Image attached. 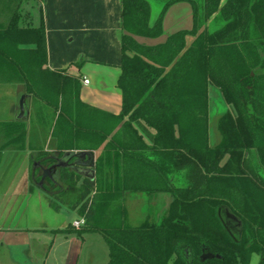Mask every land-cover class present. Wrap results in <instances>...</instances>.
I'll return each mask as SVG.
<instances>
[{
    "label": "trees",
    "instance_id": "obj_1",
    "mask_svg": "<svg viewBox=\"0 0 264 264\" xmlns=\"http://www.w3.org/2000/svg\"><path fill=\"white\" fill-rule=\"evenodd\" d=\"M13 1L0 24V85L22 84L51 109L57 157L98 151L93 179L60 169L58 182L76 191L68 207L84 220L78 232L103 237L107 264H250L254 254L264 264V0H160L153 22L147 0H121L118 115L83 103L76 79L46 68L43 23L19 26L24 0ZM177 3L191 6L190 30L151 45L135 39L160 37ZM217 12L225 24L208 32L204 23ZM209 86L230 107L214 146ZM26 132L22 121L0 123V150L23 149ZM125 193L169 197L163 219L129 226Z\"/></svg>",
    "mask_w": 264,
    "mask_h": 264
},
{
    "label": "crops",
    "instance_id": "obj_2",
    "mask_svg": "<svg viewBox=\"0 0 264 264\" xmlns=\"http://www.w3.org/2000/svg\"><path fill=\"white\" fill-rule=\"evenodd\" d=\"M4 1L0 0V24L5 23L8 16V9H5L7 0ZM13 2L17 3V0ZM36 2L40 6L38 25L42 22L45 29L46 68L62 71L76 79L80 83L79 97L83 103L118 115L121 110V93L116 85L121 72V0ZM147 2L156 4V8L161 10L160 0ZM152 9L151 4L150 15ZM23 16L20 12L19 26H38L30 24L28 13L25 14L27 20H23ZM150 21L153 22L152 15ZM217 23L219 20L211 17L205 21L204 27L210 31ZM191 27L190 5L177 3L165 13L160 37L137 39H144L142 44H150L149 41L156 44L176 31ZM109 76L110 81L106 78ZM84 79L88 80V84L83 83ZM91 79H96V83L92 84ZM7 86H11V99L7 111L0 108V123L22 121L27 126V132L23 149L17 143L0 150V264H107L109 251L103 237L95 231L79 233V228L72 227V223L80 217L70 221V214L77 212L70 209L68 203L75 201L77 193L63 190L58 182L59 170L54 176L56 185L46 180L42 187L37 186L41 171L36 164L48 167L51 164L47 160L60 158L65 152L88 150H66L57 157L56 139L51 135L54 118L51 109L28 96L24 85ZM99 89L103 94L98 92ZM22 96L25 112L18 119V102ZM145 139L143 135L144 143L148 145ZM3 141L5 137L0 133V145ZM91 152L96 162L98 151ZM130 194L133 193L123 195L126 223L130 216L125 200ZM149 198L153 203L159 202L164 213L161 215L160 210L153 217L146 215L139 225L147 221L159 223L155 218L158 221L163 219L170 202V198L164 195H151ZM259 263L260 256L252 255L250 264Z\"/></svg>",
    "mask_w": 264,
    "mask_h": 264
},
{
    "label": "rangeland",
    "instance_id": "obj_3",
    "mask_svg": "<svg viewBox=\"0 0 264 264\" xmlns=\"http://www.w3.org/2000/svg\"><path fill=\"white\" fill-rule=\"evenodd\" d=\"M152 4V20L155 19L157 14L159 13L158 8H156V4ZM159 5V4H158ZM159 7V6H158ZM19 12H21L23 16V20H27L25 14L28 13L30 15L29 22L30 24L37 26L39 23V18H40V6L39 3L36 2V0H26L23 1V6L20 7ZM182 13V12H181ZM22 23V22H21ZM218 26V24L214 25ZM88 77V76H87ZM90 80V77H88ZM107 80H111V77H106ZM92 84L96 83V79L92 80ZM108 82V81H107ZM11 86H0V108L3 109V111H7L10 103V97L11 93L9 92ZM209 140H210V145L214 146L216 145L219 140L220 136L217 132V121L218 119L225 114L227 111H229L230 107L223 101L220 92L218 91L217 88L214 86H209ZM99 93L103 94L102 90H98ZM105 93V92H104ZM4 116H7L6 114ZM51 119V116H50ZM147 137V136H145ZM146 140V139H145ZM147 144H151V140L147 137ZM252 156L253 154L250 153L248 157L250 158L251 164H252ZM228 156H226L222 160V164L227 160ZM253 166V165H252ZM125 206L127 208V211L129 213V221L128 225L129 226H137L144 220V217H153V214H157L161 212V215L164 213L163 209L161 208V204L159 202L150 201L149 196L146 195H139V194H130L126 200H125ZM78 217L77 213H71L70 214V221L74 218ZM160 218V217H158ZM158 219L155 218V221Z\"/></svg>",
    "mask_w": 264,
    "mask_h": 264
},
{
    "label": "water",
    "instance_id": "obj_4",
    "mask_svg": "<svg viewBox=\"0 0 264 264\" xmlns=\"http://www.w3.org/2000/svg\"><path fill=\"white\" fill-rule=\"evenodd\" d=\"M149 6L151 4L148 2ZM135 39L142 44V41L144 39ZM150 44L146 45H151L152 41ZM24 97L22 96L19 99L18 102V108H19V114H18V119H21L24 116L25 108H24V103H23ZM54 163L49 165L48 167H42L40 164H36L40 171H41V177L39 182L37 183L38 187H42L44 181L48 180L50 181L53 185H56V181L54 179V176L56 175L57 171L60 169H68L76 174L87 177L89 179L94 178V167H95V158L94 154L91 151H68L65 152L62 157L60 158H53ZM227 219L232 220L234 222H237V219L230 214L229 212H225ZM239 226V223H237ZM204 258H212V255L210 254H205L203 255Z\"/></svg>",
    "mask_w": 264,
    "mask_h": 264
},
{
    "label": "flooded vegetation",
    "instance_id": "obj_5",
    "mask_svg": "<svg viewBox=\"0 0 264 264\" xmlns=\"http://www.w3.org/2000/svg\"><path fill=\"white\" fill-rule=\"evenodd\" d=\"M221 2H222V4L225 2V0H221ZM190 8H191V6H190ZM161 10H162V3H161ZM161 10H158L159 11V13L161 12ZM158 13V14H159ZM158 14H157V16H158ZM157 16L155 17V19L157 18ZM191 16H192V9H191ZM211 17H215L216 19H218L219 20V23H217L218 24V26H212V28H211V30L209 31L208 30V32H212L213 30H215V29H217V28H220V27H222L224 24H225V21H224V19H223V17L221 16V14L219 13V12H217V13H215V14H213ZM210 17V18H211ZM154 19V20H155ZM209 19V18H208ZM153 20V21H154ZM192 26H193V18H192ZM192 28V27H191ZM190 30V29H189ZM179 31H181V30H179ZM177 32V31H176ZM175 33V32H174ZM173 34V33H172ZM171 35V34H170ZM225 214V213H224ZM225 216H226V214H225ZM227 226V225H226ZM227 229H230V227H228L227 226Z\"/></svg>",
    "mask_w": 264,
    "mask_h": 264
},
{
    "label": "built area",
    "instance_id": "obj_6",
    "mask_svg": "<svg viewBox=\"0 0 264 264\" xmlns=\"http://www.w3.org/2000/svg\"><path fill=\"white\" fill-rule=\"evenodd\" d=\"M83 83H84V84H88V80L84 79V80H83ZM83 225H84V220H83V218H80L79 220H76V221H74V222L72 223V227H73V228H76V229L80 228V227L83 226Z\"/></svg>",
    "mask_w": 264,
    "mask_h": 264
}]
</instances>
